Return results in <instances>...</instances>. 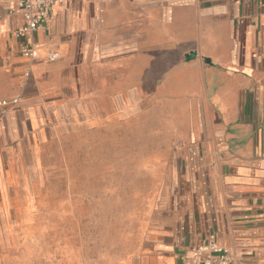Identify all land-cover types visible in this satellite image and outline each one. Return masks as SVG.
Instances as JSON below:
<instances>
[{
	"label": "crops",
	"instance_id": "crops-1",
	"mask_svg": "<svg viewBox=\"0 0 264 264\" xmlns=\"http://www.w3.org/2000/svg\"><path fill=\"white\" fill-rule=\"evenodd\" d=\"M12 4L0 0V101L11 102L0 119V219L22 202L53 215L56 200L64 215L97 201L99 214L123 218L66 242L61 264H190L184 256L209 240L231 264H264V0H61L29 40L34 58L14 34L23 16ZM119 123L143 144L110 174L143 184L115 199L77 191L71 169L85 167L87 136L102 143ZM56 166L63 190L39 192ZM39 226L1 223L0 264L8 237L53 231Z\"/></svg>",
	"mask_w": 264,
	"mask_h": 264
},
{
	"label": "rangeland",
	"instance_id": "rangeland-1",
	"mask_svg": "<svg viewBox=\"0 0 264 264\" xmlns=\"http://www.w3.org/2000/svg\"><path fill=\"white\" fill-rule=\"evenodd\" d=\"M133 129L126 126V123H119L118 129L115 131L117 136H113L111 139L109 138L106 140L107 142L104 140L102 143L96 142L95 137L88 135L86 138V147L88 150L86 151L85 156V167L83 169L72 167L73 169H71V171L73 172L74 177L71 186H74L77 191L88 193L89 195H93V197L96 195L100 198L106 196L115 199L114 192L127 194L129 193L128 187L134 188L142 185L143 183H134V180H136L138 176L136 173L127 172L122 174V172L118 170L116 172L118 174L114 173V175H111L110 172L113 169L108 168L110 162L113 163L118 160H125L126 157L132 155L131 150H134L132 148L139 149V145L143 144L141 139L143 133L136 130L134 135H132ZM77 141L78 140L72 143L71 147H77ZM99 149H103L104 151ZM134 152L135 151H133V154ZM55 158L56 163L58 164V161L61 159L60 154L56 152ZM82 158L81 153L75 151H70L69 153V159L72 162L75 161V163H78ZM103 160L104 165L101 164V161ZM131 160H133V158H131ZM55 168L56 173L54 179L49 180V183L44 182L39 185V188L37 189L39 192L46 194L47 192L54 191L56 194L63 190V182L66 184L68 178H62L63 175L59 172L60 168H57V166ZM80 171H83L81 175H79ZM111 182L113 184V189L110 187ZM17 191L19 192L18 189H16V192ZM106 192H111L110 196H108ZM124 202L129 203V200L124 197ZM22 203V208L19 209L18 212H10V210H8L2 219H0V224H23L24 229L37 224H40L41 226L39 227H43L42 229H46L47 225H51L53 231L45 230L41 232L37 231L35 233L31 232L29 237L28 233L23 232V241L22 238H15V236H12L11 238L8 237V240H12V244L10 242L12 248L10 249V245L7 244V255L10 256L7 264H61V254L59 252L62 250L61 246L66 245V242L68 245L71 243L70 246H77L76 242L79 241L81 233H87L91 237L95 234V231L101 227L113 224L120 225L119 223H121L123 219L122 217H108L106 214H99L103 205H98L97 201H92V203L87 206L88 210H83L72 203L69 210L71 212L70 215H64L65 213L63 211H59V208L63 206L62 201L56 200L53 215H41L38 213L32 215L29 209L25 207V202ZM120 203L124 205L122 201H120ZM96 208L98 213L95 215ZM16 239L17 246L14 247V241ZM36 241L41 242L37 244ZM16 251L20 252L22 262H15V260L18 259L15 255ZM50 251L54 253V258L50 259L51 262L47 263L42 256V253L46 255Z\"/></svg>",
	"mask_w": 264,
	"mask_h": 264
},
{
	"label": "built area",
	"instance_id": "built-area-1",
	"mask_svg": "<svg viewBox=\"0 0 264 264\" xmlns=\"http://www.w3.org/2000/svg\"><path fill=\"white\" fill-rule=\"evenodd\" d=\"M59 1L61 0H13L10 13L23 16V23L14 31V34L19 39L27 40L21 45V51L25 56L34 58L37 55L36 48L30 45L29 40L55 13V7ZM58 57V53L50 56L51 59ZM12 102L17 103L18 99ZM9 104L11 102L8 100L0 101V119ZM184 259L190 261V264H231L230 251L215 240L193 247Z\"/></svg>",
	"mask_w": 264,
	"mask_h": 264
},
{
	"label": "water",
	"instance_id": "water-1",
	"mask_svg": "<svg viewBox=\"0 0 264 264\" xmlns=\"http://www.w3.org/2000/svg\"><path fill=\"white\" fill-rule=\"evenodd\" d=\"M196 55H197V53L195 51H192L186 55V59L191 60V59L195 58ZM206 62H210V59H206Z\"/></svg>",
	"mask_w": 264,
	"mask_h": 264
}]
</instances>
